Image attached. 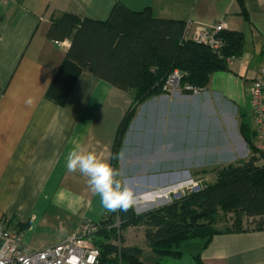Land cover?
<instances>
[{
    "label": "crops",
    "instance_id": "obj_1",
    "mask_svg": "<svg viewBox=\"0 0 264 264\" xmlns=\"http://www.w3.org/2000/svg\"><path fill=\"white\" fill-rule=\"evenodd\" d=\"M242 2L245 13L238 0L0 2V222L19 229L27 246L36 250L62 242L83 221L98 223L109 214L87 178L67 170L66 154L75 142L111 163L117 128L133 94L80 70L64 103L47 96L70 45L68 39L56 41L46 35L55 13L105 21L116 5L134 12L149 7L156 18L221 22L224 31L242 32V54L229 58L228 70L213 73L205 88L196 93L164 92L137 107L118 150L122 155L117 169L122 183L135 196L143 193V202L154 208L165 201V195L152 197L149 190L191 184V169L246 160L253 152L240 124L246 123L254 133L250 86L264 63V0ZM29 99L32 104L26 103ZM154 101L162 103L159 110L150 105ZM157 115L161 134L180 131L179 149L168 140L155 146L150 132L146 134ZM252 142L257 150L255 139ZM155 150L168 157L152 159ZM210 175L207 183L216 179L214 172ZM131 246L142 250L144 264H197V254L203 264H264V227L215 233L207 243L199 238L185 240L177 258L157 257L143 235L142 245Z\"/></svg>",
    "mask_w": 264,
    "mask_h": 264
},
{
    "label": "trees",
    "instance_id": "obj_2",
    "mask_svg": "<svg viewBox=\"0 0 264 264\" xmlns=\"http://www.w3.org/2000/svg\"><path fill=\"white\" fill-rule=\"evenodd\" d=\"M238 1L245 13L242 0ZM184 25L181 20L154 17L149 7L134 12L122 5H116L105 21L68 13L51 16L47 37L56 41L68 39L70 45L47 92L49 98L64 103L80 70L133 94L113 143L111 164L115 168L117 159L113 157L137 107L164 93L162 86L173 70L181 73L182 91H192L184 90L186 85L203 89L213 73L228 70L229 58L239 57L243 52L242 32H218L224 45L215 52L204 44L185 39ZM240 132L253 153L237 164L212 169L216 176L213 183L145 212L137 214L132 208L113 212L96 223L93 244L98 249V264H144L139 247H118L107 242L111 236L115 237L117 230L112 226L116 219L119 231L128 225L142 224L145 243L159 258L179 257L180 245L188 239L199 238L207 243L215 233L264 227V219L255 228L242 224L245 218H264V161L253 147L254 133H250L246 123L240 124ZM218 211L232 217L230 226L223 230L211 226ZM194 259L203 264L198 254Z\"/></svg>",
    "mask_w": 264,
    "mask_h": 264
},
{
    "label": "built area",
    "instance_id": "obj_3",
    "mask_svg": "<svg viewBox=\"0 0 264 264\" xmlns=\"http://www.w3.org/2000/svg\"><path fill=\"white\" fill-rule=\"evenodd\" d=\"M13 0H0L7 3ZM223 23L204 24L187 20L183 37L208 46L219 52L224 45L218 32ZM264 57V49H262ZM181 73L178 70L168 75L162 86L164 92H177L180 87ZM184 90L198 92L183 86ZM251 119L254 126V139L260 159L264 161V63L257 69L250 86ZM97 230L95 222L83 221L74 232L60 243L33 250L23 240L22 233L0 222V264H98V249L93 244V235Z\"/></svg>",
    "mask_w": 264,
    "mask_h": 264
},
{
    "label": "rangeland",
    "instance_id": "obj_4",
    "mask_svg": "<svg viewBox=\"0 0 264 264\" xmlns=\"http://www.w3.org/2000/svg\"><path fill=\"white\" fill-rule=\"evenodd\" d=\"M168 93H170V92H168ZM152 103H150V105L152 107L156 108L157 110H159L160 107L162 106V103L160 101H154ZM150 105H148L149 109H151ZM160 117L161 116H158V115L153 116L154 122H153V124H151V128L148 129L146 134H149V132H150V135L152 138L151 141L153 144H155V146L157 145V143L160 144V141L164 142V140H168L169 143L172 141L171 143H173V147L175 150L179 149V147H177V145L181 143L180 140L182 137V135H178L180 133V131L178 133L167 132L168 135H166V136H165L164 132L161 134V132L159 131V118ZM146 124H147V126H149L148 120H147ZM155 125H156V127H155ZM153 126H154V128H153ZM187 152L188 151H185V153H184L185 158L188 155ZM151 156H152V159H154V158L156 159L157 157L160 159L168 157L166 155V153H162L161 151H157V150L152 151ZM206 164H209V163L207 162ZM209 165H215V164H209ZM218 165H220V167H221V166H225L226 164H220L219 163ZM215 167H219V166H215ZM211 170L212 169H209V168H200V169H196V170L191 169V171H190L191 176H192L191 180H193V182H191V180H190L191 184L185 183V182L183 184L178 183L177 187H176V184H169V185H166L168 187L165 186L162 189H155V190L153 189L151 191L149 190V192H153V193H149L152 197L154 196V194H158V193L165 195V196H163V197H165V199H164L165 201H163L159 204L156 203L154 208L162 206V205L167 204V203H170L174 199H179L180 196L183 197L188 193L197 191L199 187H203L208 182V180H211V178H210V176H211L210 174H212ZM173 186H175V187H173ZM141 194H143V193H141ZM141 194H139L138 196H135L136 202H135V206L132 208L134 210V212L137 214L145 212V211L153 208V207H150L143 202V200L141 198ZM139 205H141V207H139ZM142 205L143 206L147 205V206L142 207ZM231 219H232V217L230 214H224L221 211H218L211 226L214 229L223 230V229L230 226ZM262 219H264V218H245L242 224L247 228H255L257 226V224H259L261 222ZM118 222H119L118 219H116V222L112 226L113 228H115L117 230L116 232H114V233H116L115 237L111 236L109 239H107V242H109L113 245H116L118 247L122 246V245L123 246H131V245H138L139 246V245H142V235L144 232V226L142 224L128 225L124 229H120V231H119ZM121 239H122V241H121Z\"/></svg>",
    "mask_w": 264,
    "mask_h": 264
},
{
    "label": "clouds",
    "instance_id": "obj_5",
    "mask_svg": "<svg viewBox=\"0 0 264 264\" xmlns=\"http://www.w3.org/2000/svg\"><path fill=\"white\" fill-rule=\"evenodd\" d=\"M32 104L31 99L26 101ZM73 143L66 154V168L69 172L79 171L87 178L90 190L99 197L101 207L108 213L124 211L135 206L134 190L122 183L120 171L108 160L101 159L92 151H85ZM122 153H117L118 159Z\"/></svg>",
    "mask_w": 264,
    "mask_h": 264
},
{
    "label": "bare ground",
    "instance_id": "obj_6",
    "mask_svg": "<svg viewBox=\"0 0 264 264\" xmlns=\"http://www.w3.org/2000/svg\"><path fill=\"white\" fill-rule=\"evenodd\" d=\"M178 186H179V185H178ZM164 190H165V189H164ZM144 196H146V195H144ZM154 197H157V195H156V196H154ZM160 197H161V196H160ZM162 197H163V196H162ZM154 201H155V200H154ZM154 201H153V202H154ZM147 203H148V202H147ZM154 204H155V203H154ZM152 205H153V204H152ZM139 206H140V205H139Z\"/></svg>",
    "mask_w": 264,
    "mask_h": 264
}]
</instances>
